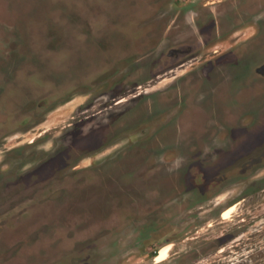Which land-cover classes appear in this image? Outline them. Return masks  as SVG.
Segmentation results:
<instances>
[{
	"label": "rangeland",
	"instance_id": "rangeland-1",
	"mask_svg": "<svg viewBox=\"0 0 264 264\" xmlns=\"http://www.w3.org/2000/svg\"><path fill=\"white\" fill-rule=\"evenodd\" d=\"M0 264H264V0H0Z\"/></svg>",
	"mask_w": 264,
	"mask_h": 264
},
{
	"label": "bare ground",
	"instance_id": "bare-ground-1",
	"mask_svg": "<svg viewBox=\"0 0 264 264\" xmlns=\"http://www.w3.org/2000/svg\"><path fill=\"white\" fill-rule=\"evenodd\" d=\"M233 211H234V207L233 206L228 208L227 211L225 212V217L229 218ZM168 252H169L168 248H165V249L162 250L161 256H162L163 259L167 258Z\"/></svg>",
	"mask_w": 264,
	"mask_h": 264
},
{
	"label": "flooded vegetation",
	"instance_id": "flooded-vegetation-1",
	"mask_svg": "<svg viewBox=\"0 0 264 264\" xmlns=\"http://www.w3.org/2000/svg\"><path fill=\"white\" fill-rule=\"evenodd\" d=\"M159 256H160V261H163V259H161V254H160V253H159ZM159 256H158V257H159Z\"/></svg>",
	"mask_w": 264,
	"mask_h": 264
}]
</instances>
